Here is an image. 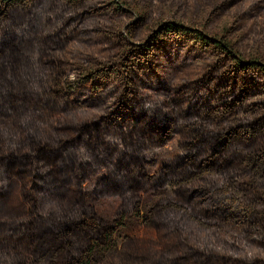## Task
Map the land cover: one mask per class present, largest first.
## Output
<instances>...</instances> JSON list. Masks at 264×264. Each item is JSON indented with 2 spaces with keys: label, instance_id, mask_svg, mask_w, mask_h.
<instances>
[{
  "label": "trees",
  "instance_id": "16d2710c",
  "mask_svg": "<svg viewBox=\"0 0 264 264\" xmlns=\"http://www.w3.org/2000/svg\"><path fill=\"white\" fill-rule=\"evenodd\" d=\"M157 1L0 0V264H264V0Z\"/></svg>",
  "mask_w": 264,
  "mask_h": 264
},
{
  "label": "rangeland",
  "instance_id": "374dc122",
  "mask_svg": "<svg viewBox=\"0 0 264 264\" xmlns=\"http://www.w3.org/2000/svg\"><path fill=\"white\" fill-rule=\"evenodd\" d=\"M171 1L172 0H158L157 2L151 4L152 10H150L149 15H152L155 12V10H161V9H164V8L168 9L170 7V5H171ZM255 1H257V0H255ZM135 14L133 13L134 18L137 17ZM184 14H185L184 12H181L180 16L186 17ZM183 24H185V23H183ZM174 63H177L178 67L175 69L176 70L175 71L176 74L173 77V79L174 78L177 79L178 77L180 78L181 76H185V75H187L188 73H190V72H192L194 70V66L193 65L187 64V61L181 60L180 57L176 58ZM71 78L73 79L74 76L72 75ZM75 86H76V84H75ZM78 104H79L78 105V111L79 112L88 113V112H90L92 110L91 106L86 102L83 94H81L80 97L78 98ZM117 204H118V198L110 197V198H107L104 201H102L101 204H100V207L102 209H104V211L109 212ZM124 228H122V229H124ZM210 231H211L210 229H202L200 231L199 235L201 237H203V238L206 237V236H209L211 234H219L223 238H231V239L235 238V233H234L235 231L232 228H229V227L221 228L216 233L215 232L210 233ZM198 232H199V230L195 229V233H198ZM121 234L122 235L132 234V235L154 236V232L152 230L142 227L136 221L132 222L130 224V226H128L126 229L122 230Z\"/></svg>",
  "mask_w": 264,
  "mask_h": 264
}]
</instances>
